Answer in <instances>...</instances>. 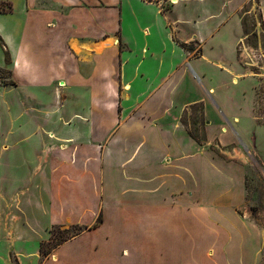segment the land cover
I'll use <instances>...</instances> for the list:
<instances>
[{
	"label": "crops",
	"instance_id": "1",
	"mask_svg": "<svg viewBox=\"0 0 264 264\" xmlns=\"http://www.w3.org/2000/svg\"><path fill=\"white\" fill-rule=\"evenodd\" d=\"M245 16L264 0H0V264H264L249 167L212 147L264 140ZM54 225L93 227L43 256Z\"/></svg>",
	"mask_w": 264,
	"mask_h": 264
},
{
	"label": "rangeland",
	"instance_id": "2",
	"mask_svg": "<svg viewBox=\"0 0 264 264\" xmlns=\"http://www.w3.org/2000/svg\"><path fill=\"white\" fill-rule=\"evenodd\" d=\"M256 32V35L254 34ZM245 38L244 47L240 48L239 54L242 55L245 60L246 68H252L251 74L255 77H258L259 83L257 87L258 96L256 97L255 103V113L259 118L260 122L264 123V30H256V21L253 17L245 16ZM256 48L258 50L251 51L250 49L246 51V48ZM4 48V47H3ZM2 48L0 45V56L3 53L4 62L7 65L11 64L7 60V51ZM196 52V51H195ZM199 53V50L196 54ZM248 53H254L256 55L254 59L255 64L252 65L250 59H245ZM253 56V54H252ZM1 61V57H0ZM4 71H0V82L7 85L9 83V68H4ZM198 114V113H197ZM199 115V114H198ZM199 122V117L197 118ZM198 131H200V126H198ZM237 146L236 150L230 149L228 147H219L218 145H213L219 153H222L225 158L236 160L247 167V205L241 209V213L247 218H252L255 220L264 231V140L256 141L255 143H249L246 140L239 141L235 143ZM249 145V146H248ZM71 226V225H70ZM70 226H63V228H68ZM173 228H183V221L174 220L172 222ZM63 228L61 230H63ZM261 261L264 262V243L262 250Z\"/></svg>",
	"mask_w": 264,
	"mask_h": 264
},
{
	"label": "trees",
	"instance_id": "3",
	"mask_svg": "<svg viewBox=\"0 0 264 264\" xmlns=\"http://www.w3.org/2000/svg\"><path fill=\"white\" fill-rule=\"evenodd\" d=\"M244 28H245V19H244ZM256 35V32L254 33ZM183 47L188 49H193V47L188 46L187 44L183 43ZM7 60L10 62L11 57L10 54L7 52ZM4 69L0 67V71L2 72ZM10 74V71H9ZM7 84H14V82L10 79L9 83ZM100 221V219H99ZM93 226H85V225H71L68 228H63L61 225H54L50 231H51V237L49 241H43L40 245V250L43 256L49 255L54 248H56L58 245L63 243L64 241L72 238L73 236L81 233L83 230L87 228H92ZM63 228V230H61Z\"/></svg>",
	"mask_w": 264,
	"mask_h": 264
},
{
	"label": "built area",
	"instance_id": "4",
	"mask_svg": "<svg viewBox=\"0 0 264 264\" xmlns=\"http://www.w3.org/2000/svg\"><path fill=\"white\" fill-rule=\"evenodd\" d=\"M242 44L245 45L243 40L241 41V44H240V46H239V49L242 48V47H244ZM249 49H250L251 51L258 50V49H256V48L254 49V48L250 47V48H246V51L249 50ZM252 54H253V56H252ZM255 57H256V55H255L254 53H248V54H247V59H250V60L252 61V65L255 64L254 59H253V58H255Z\"/></svg>",
	"mask_w": 264,
	"mask_h": 264
}]
</instances>
